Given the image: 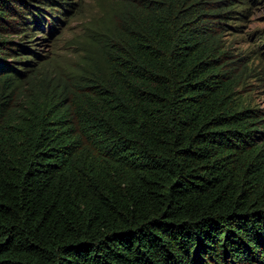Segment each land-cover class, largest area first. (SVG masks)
I'll return each mask as SVG.
<instances>
[{"label":"trees","instance_id":"trees-1","mask_svg":"<svg viewBox=\"0 0 264 264\" xmlns=\"http://www.w3.org/2000/svg\"><path fill=\"white\" fill-rule=\"evenodd\" d=\"M257 2L120 1L67 81L29 42L75 2L0 0V264H264V109L225 39Z\"/></svg>","mask_w":264,"mask_h":264},{"label":"rangeland","instance_id":"rangeland-1","mask_svg":"<svg viewBox=\"0 0 264 264\" xmlns=\"http://www.w3.org/2000/svg\"><path fill=\"white\" fill-rule=\"evenodd\" d=\"M120 1L123 0H69L75 5L69 6L67 17L62 16L59 31L52 39L45 45L36 44V39L29 42L44 55L33 58L35 62L48 61L49 68L67 81L72 74L83 72L88 66L83 64L86 54L96 51L94 38L115 20ZM246 7L244 15H239L241 21L234 18L229 22L225 39L247 63V81L240 87L239 96L247 104L264 109V0Z\"/></svg>","mask_w":264,"mask_h":264}]
</instances>
